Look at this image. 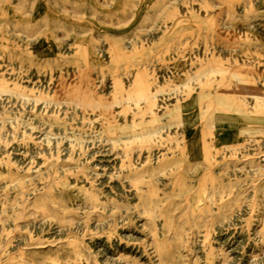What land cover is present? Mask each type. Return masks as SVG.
I'll use <instances>...</instances> for the list:
<instances>
[{"label": "rangeland", "instance_id": "1", "mask_svg": "<svg viewBox=\"0 0 264 264\" xmlns=\"http://www.w3.org/2000/svg\"><path fill=\"white\" fill-rule=\"evenodd\" d=\"M0 103V264H264V0H0Z\"/></svg>", "mask_w": 264, "mask_h": 264}, {"label": "bare ground", "instance_id": "2", "mask_svg": "<svg viewBox=\"0 0 264 264\" xmlns=\"http://www.w3.org/2000/svg\"><path fill=\"white\" fill-rule=\"evenodd\" d=\"M194 6V5H193ZM197 6V5H196ZM40 7H42V3L39 1V3L36 5V11H38V9L40 8ZM156 26V25H155ZM251 26V25H250ZM255 26H256V24H255ZM227 27V26H226ZM228 27H229V25H228ZM253 27V26H252ZM261 27V26H260ZM224 28V27H223ZM256 28V27H255ZM153 29V28H152ZM257 29V28H256ZM260 29V28H259ZM150 30H151V28H150ZM149 30V31H150ZM240 30V29H239ZM261 30V29H260ZM155 34H156V32H155ZM146 35V34H145ZM148 35V34H147ZM141 36V35H140ZM150 36V35H149ZM26 37V36H25ZM156 37V36H155ZM130 41H131V39H130ZM32 45V44H31ZM38 48H39V51H41V52H47V51H49V44H47L44 40H41L40 42H39V44H38ZM103 46H105V45H103ZM61 47V46H60ZM98 47V46H97ZM63 48V47H62ZM73 48V47H72ZM61 49V48H60ZM98 49V48H97ZM62 51V50H61ZM35 52V51H34ZM226 52V51H225ZM64 53V52H63ZM107 55V54H106ZM15 59H13V61H14ZM48 69V68H47ZM164 69V68H163ZM2 70V69H1ZM161 72V71H160ZM168 72V71H167ZM36 75V74H35ZM72 75V74H71ZM58 76V75H57ZM230 78V77H229ZM8 79V78H7ZM14 79H15V77H14ZM162 80V79H161ZM20 81V80H19ZM73 81V80H72ZM23 82V81H22ZM44 82H46V81H44ZM24 83V82H23ZM107 83V82H106ZM36 84V83H35ZM50 84V83H49ZM42 85V84H41ZM40 85V86H41ZM43 86V85H42ZM34 87V86H33ZM39 87V86H38ZM45 88V87H44ZM51 88V87H50ZM41 89V88H40ZM58 91V90H57ZM106 91V90H105ZM36 92V91H35ZM50 92V91H49ZM52 92V91H51ZM6 96V95H5ZM10 96V95H9ZM13 96V95H12ZM167 96V95H166ZM221 96V95H220ZM222 96H223V94H222ZM248 96V95H247ZM44 97V96H43ZM76 98V97H75ZM19 99H21V98H19ZM15 100V99H14ZM12 101V100H11ZM34 101V100H33ZM170 101V100H169ZM19 102V101H18ZM167 102V101H166ZM2 103V102H1ZM0 103V104H1ZM9 103V102H8ZM22 103V102H21ZM31 103V102H30ZM40 103V102H39ZM164 104V103H163ZM18 105V104H17ZM24 105V104H23ZM28 105V104H27ZM34 105V104H33ZM54 104H52V106H53ZM65 105V104H64ZM2 106V105H1ZM9 106V105H8ZM14 106V105H13ZM25 106V105H24ZM23 106V107H24ZM39 106V105H38ZM36 107H37V105H36ZM44 107V106H43ZM46 107V109H47V106H45ZM54 107V106H53ZM76 107V106H75ZM13 108V107H12ZM28 108V107H27ZM29 108H30V105H29ZM70 108V107H69ZM1 109V108H0ZM19 109V108H18ZM23 109V108H22ZM39 109V108H38ZM56 109V108H55ZM60 109V108H59ZM74 109V108H73ZM42 110V109H41ZM78 110V109H77ZM23 111V110H22ZM30 111V110H29ZM28 111V112H29ZM47 111V110H46ZM61 112V111H60ZM55 113V112H54ZM71 113V112H70ZM90 113V112H89ZM12 114V113H11ZM17 114V113H16ZM19 114V113H18ZM33 115H34V113H32ZM30 115V114H29ZM68 116V115H67ZM167 116V115H166ZM24 118H26L25 116H24ZM163 118V117H162ZM34 119V118H33ZM32 119V120H33ZM68 119H70V118H68ZM36 120V119H35ZM48 120V119H47ZM15 121V120H14ZM20 121V120H19ZM6 122H7V120H6ZM13 122V121H12ZM18 122V121H17ZM93 122H94V120H93ZM76 123V122H75ZM82 123V122H81ZM1 124V123H0ZM25 124V123H24ZM27 125V124H26ZM39 125V124H38ZM14 126V125H13ZM36 126V125H35ZM40 126V125H39ZM29 127V126H28ZM47 127V126H46ZM57 127V126H56ZM6 128V127H5ZM42 128V127H41ZM70 128V127H69ZM71 129V128H70ZM87 129V128H86ZM187 129V128H186ZM193 129V128H192ZM26 130V129H25ZM24 130V131H25ZM55 130H56V128H55ZM63 130V129H62ZM75 130V129H74ZM27 131V130H26ZM172 131H173V129H172ZM4 132V131H3ZM2 132V133H3ZM9 132H10V130H9ZM12 132V131H11ZM56 132V131H55ZM62 132V131H61ZM70 132V131H69ZM95 132V131H94ZM19 133V132H18ZM60 133V132H59ZM92 133H93V131H92ZM62 134H64V133H62ZM78 134V133H77ZM90 134V133H89ZM3 135V134H2ZM5 135V134H4ZM11 135H13V134H11ZM19 135V134H18ZM46 135V134H45ZM85 135V134H84ZM87 135V134H86ZM85 135V136H86ZM8 136V135H7ZM83 136V135H82ZM91 136V135H90ZM29 137V136H28ZM50 138H51V136H49ZM75 137V136H74ZM12 138V137H11ZM57 138V137H56ZM190 138V137H189ZM3 139H4V137H3ZM59 139V138H58ZM94 139V138H93ZM185 139V138H184ZM54 140V139H53ZM52 140V141H53ZM67 140V139H66ZM91 141V140H90ZM14 142V141H13ZM22 142V141H21ZM86 142V141H85ZM98 142V141H97ZM28 143V142H27ZM33 143V142H32ZM73 143V142H72ZM109 143H110V141H109ZM2 144V143H1ZM44 144V143H43ZM67 144V143H66ZM77 144V143H76ZM96 144V143H95ZM94 144V145H95ZM98 144V143H97ZM5 145V144H4ZM13 145V144H12ZM25 145V144H24ZM104 145V144H103ZM51 146V145H50ZM61 146V145H60ZM84 146V145H83ZM86 146V145H85ZM101 146V145H100ZM18 147H19V145H18ZM38 147V146H37ZM47 147V146H46ZM53 147H55V146H53ZM80 147V146H79ZM97 147V146H96ZM103 147V146H102ZM109 147H111V146H109ZM14 148V147H13ZM33 148V147H32ZM34 148H36V147H34ZM78 148V147H77ZM90 148V147H89ZM108 148V147H107ZM262 148V147H261ZM47 149V148H46ZM51 149H52V147H51ZM99 149V148H98ZM97 149V150H98ZM155 149V148H154ZM30 150V149H29ZM63 150V149H62ZM85 150V149H84ZM103 150V149H102ZM11 151H12V149H11ZM16 151V150H15ZM33 151V150H32ZM36 151V150H35ZM53 151V150H52ZM243 151V150H242ZM253 151V150H252ZM23 152H24V150H23ZM38 152V151H37ZM43 152V151H42ZM91 152V151H90ZM116 152V151H115ZM121 152V151H120ZM11 153V152H10ZM26 153V152H25ZM33 153V152H32ZM53 153V152H52ZM89 153V152H88ZM97 153V152H96ZM241 153V152H240ZM34 154V153H33ZM79 154H81L80 152H79ZM23 155V154H22ZM78 155V154H77ZM86 155H87V153H86ZM143 155V154H142ZM161 155V154H160ZM239 155V154H238ZM237 155V156H238ZM1 156V155H0ZM36 156V155H35ZM51 156H52V154H51ZM91 156V155H90ZM112 156V155H111ZM159 156V155H158ZM13 157V156H12ZM20 157H22V156H20ZM29 157V156H28ZM259 157V156H258ZM25 158V157H24ZM154 158V157H153ZM222 158V157H221ZM43 159V158H42ZM82 159V158H81ZM95 159V158H94ZM138 159V158H137ZM155 159V158H154ZM83 160V159H82ZM116 160V159H115ZM3 161V160H2ZM15 161V160H14ZM20 161V160H19ZM33 161H34V159H33ZM36 161V160H35ZM42 161V160H41ZM48 161V160H47ZM87 161V160H86ZM264 161V160H263ZM98 162V161H97ZM120 162V161H119ZM133 162V161H132ZM136 162V161H135ZM21 163V162H20ZM80 163V162H79ZM84 163H85V161H84ZM115 163V162H114ZM118 163V162H117ZM155 163V162H154ZM26 164V163H25ZM102 164V163H101ZM116 164V163H115ZM136 164V163H135ZM18 165V164H17ZM81 165V164H80ZM104 165V164H103ZM119 165V164H118ZM139 165V164H138ZM71 166V165H70ZM77 166V165H76ZM95 166V165H94ZM66 167H68V166H66ZM79 167V166H78ZM81 167V166H80ZM105 167V166H104ZM111 167V166H110ZM221 167V166H220ZM3 168V167H2ZM23 168V167H22ZM31 168V167H30ZM40 168V167H39ZM38 168V169H39ZM44 168V167H43ZM77 168V167H76ZM109 168V167H108ZM234 168V167H233ZM254 168V167H253ZM257 168V167H256ZM5 169H6V167H5ZM37 169V170H38ZM48 169V168H47ZM47 169H46V171H47ZM59 169V168H58ZM57 169V170H58ZM63 169H64V167H63ZM67 169V168H66ZM70 169H71V167H70ZM82 169V168H81ZM98 169V168H97ZM103 169V168H102ZM251 169V168H250ZM51 170V169H50ZM72 170V169H71ZM167 170H168V168H167ZM219 170V169H218ZM231 170V169H230ZM235 170V169H234ZM255 170H257V169H255ZM42 171V170H41ZM49 171V170H48ZM92 171V170H91ZM110 171V170H109ZM115 171V170H114ZM215 171V170H214ZM236 171V170H235ZM18 172H20V171H18ZM30 172H32V171H30ZM73 172V171H72ZM94 172H96V171H94ZM118 172V171H117ZM63 173V172H62ZM83 173V172H82ZM86 173H88V172H86ZM113 173V172H112ZM51 174V173H50ZM63 175V174H62ZM93 175V174H92ZM101 175V174H100ZM117 175V174H116ZM260 175V174H259ZM264 175V174H263ZM35 176H36V174H35ZM34 176V177H35ZM44 176V175H43ZM61 176V175H60ZM107 176V175H106ZM159 176V175H158ZM29 177V176H28ZM28 177H27V179H28ZM33 177V178H34ZM58 177H59V175H58ZM70 177V176H69ZM81 177V176H80ZM87 177V176H86ZM32 178V177H31ZM32 178V179H33ZM97 178V177H96ZM110 178V177H109ZM123 178H124V176H123ZM30 179V178H29ZM79 179H81V178H79ZM94 179V178H93ZM105 179V178H104ZM103 179V180H104ZM156 179V178H155ZM233 179V178H232ZM97 180V179H96ZM101 181V180H100ZM107 181V180H106ZM247 181H249V180H247ZM49 182V181H48ZM72 182V181H71ZM95 182V181H94ZM114 182V181H113ZM38 183V182H37ZM88 183H89V181H88ZM107 183V182H106ZM5 184V183H4ZM77 184V183H76ZM13 185V184H12ZM85 185V184H84ZM97 185V184H96ZM102 185V184H101ZM126 185V184H125ZM54 186V185H53ZM118 186V185H117ZM171 186V185H170ZM105 187V186H104ZM129 187V186H128ZM169 187V186H168ZM239 187V186H238ZM256 187V186H255ZM121 188V187H120ZM123 188V187H122ZM234 189H235V187H233ZM252 188V187H251ZM34 189H36V188H34ZM33 189V190H34ZM38 189V188H37ZM57 189V188H56ZM237 189V188H236ZM89 190V189H88ZM120 191H121V189H119ZM126 190V189H125ZM215 190H216V188H215ZM36 191V190H35ZM43 191V190H42ZM41 191V192H42ZM58 191V190H57ZM92 191V190H91ZM103 191V190H102ZM134 191V190H133ZM238 191V190H237ZM261 191V190H260ZM1 192V191H0ZM113 192V191H112ZM37 193V192H36ZM61 193V192H60ZM97 193V192H96ZM111 193V192H110ZM190 193V192H189ZM234 193H235V191H234ZM250 193V192H249ZM126 194V193H125ZM238 194H239V192H238ZM45 195V194H44ZM53 195V194H52ZM57 195V194H56ZM232 195V194H231ZM250 195V194H249ZM37 196V195H36ZM42 196H43V194H42ZM99 196V195H98ZM247 196V195H246ZM47 197H49V196H47ZM46 197V198H47ZM58 197V196H57ZM110 197V196H109ZM183 197V196H182ZM248 197V196H247ZM251 197V196H250ZM56 198V197H55ZM60 198V197H59ZM101 198V197H100ZM104 198V197H103ZM122 198V197H121ZM49 199V198H48ZM48 199H47V201H48ZM99 199V198H98ZM110 200H111V198H109ZM43 200H44V198H43ZM6 201V200H5ZM187 201V200H186ZM248 201V200H247ZM49 202V201H48ZM184 203V202H183ZM58 204V203H57ZM63 204H64V202H63ZM56 205V204H55ZM67 205V204H66ZM77 205V204H76ZM95 205H96V203H95ZM160 205V204H159ZM242 205V204H241ZM49 206V205H48ZM68 206V205H67ZM79 206V205H78ZM98 206V205H97ZM109 206H111L110 204H109ZM244 206V205H243ZM60 208H61V206H59ZM64 207V206H63ZM100 207V206H99ZM115 207V206H114ZM224 207V206H223ZM8 208V207H7ZM65 208V207H64ZM70 208V207H69ZM75 208H77V207H75ZM93 208V207H92ZM104 208V207H103ZM124 208V207H123ZM264 208V207H263ZM90 209V208H89ZM140 209H142V208H140ZM261 209V208H260ZM82 210H83V207H82ZM245 210V209H244ZM252 210V209H251ZM11 211V210H10ZM142 211V210H141ZM147 211V210H146ZM157 211V210H156ZM234 211H235V209H234ZM59 212V211H58ZM84 212V211H83ZM144 212V211H143ZM186 212V211H185ZM236 212V211H235ZM88 213V212H87ZM104 213H106V212H104ZM243 213V212H242ZM250 214V213H249ZM263 214V213H262ZM241 215V214H240ZM246 215V214H245ZM73 216V215H72ZM79 216H80V213H79ZM233 216H234V214H233ZM235 216H237V215H235ZM244 216V215H243ZM250 216V215H249ZM10 217V216H9ZM12 217V216H11ZM39 217H40V215H39ZM84 217V216H83ZM92 217V216H91ZM93 217H95V216H93ZM231 217V216H230ZM255 217V216H254ZM259 217V216H258ZM2 218V217H1ZM48 218V217H47ZM52 218V217H51ZM67 219H69V217H66ZM71 218V217H70ZM210 218V217H209ZM31 219H33V218H31ZM54 219V218H53ZM53 219H51V220H53ZM72 219H74V217H72ZM97 219V218H96ZM120 219V218H119ZM259 219V218H258ZM19 220V219H18ZM42 220V219H41ZM45 220V219H44ZM79 220L81 221V219L79 218ZM154 220H155V218H154ZM158 220V219H157ZM233 220V219H232ZM261 220H263V219H261ZM6 221H7V219H6ZM31 221V220H30ZM38 221V220H37ZM57 221V220H56ZM68 221V220H67ZM107 221V220H106ZM118 221V220H117ZM148 221V220H147ZM156 221V220H155ZM163 221V220H162ZM173 221V220H172ZM228 221V220H227ZM231 221V220H230ZM5 222V221H4ZM16 221H14V223H15ZM22 222V221H21ZM34 222V221H33ZM44 222V221H43ZM42 222V223H43ZM47 222V221H46ZM70 222V221H69ZM68 222V223H69ZM204 222H205V220H204ZM225 222V221H224ZM223 222V223H224ZM9 222H7V224H8ZM12 223V222H11ZM18 223V222H17ZM22 223H25V222H22ZM54 223V222H53ZM74 224H77V223H75V221L73 222ZM256 223V222H255ZM262 223V222H261ZM20 224V223H19ZM31 224V223H30ZM38 224V223H37ZM83 224V223H82ZM93 224V223H92ZM96 224V223H95ZM98 224V223H97ZM103 224V223H102ZM157 224V223H156ZM194 224V223H193ZM217 224V223H216ZM233 224V223H232ZM5 225V224H4ZM11 225V224H10ZM9 225V226H10ZM28 225V224H27ZM26 225V226H27ZM40 225V224H39ZM58 225V224H57ZM68 225V224H67ZM91 225V224H90ZM94 225V224H93ZM99 225V224H98ZM109 225V224H108ZM159 225V224H158ZM203 225V224H202ZM234 225V224H233ZM258 225V224H257ZM6 226V225H5ZM19 226H21V225H19ZM95 226V225H94ZM101 226V225H100ZM102 226H104V224L102 225ZM112 226V225H111ZM193 226V225H192ZM254 226V225H253ZM8 227V226H7ZM22 227V226H21ZM37 227H38V225H37ZM58 227V226H57ZM61 227V226H60ZM63 227H65V226H63ZM62 227V228H63ZM68 227H70V226H68ZM78 227V226H77ZM91 227V226H90ZM93 227V226H92ZM194 227V226H193ZM252 227V226H251ZM53 228V227H52ZM66 228V227H65ZM86 228V227H85ZM101 228V227H100ZM118 228V227H117ZM34 228H32V230H33ZM43 229H44V227H43ZM55 229V228H54ZM58 229H59V227H58ZM72 229V228H71ZM77 229V228H76ZM95 229V228H94ZM104 229V228H103ZM158 229H160L159 227H158ZM189 229H191V227L189 228ZM215 229H218V227L217 228H215ZM214 229V230H215ZM14 230V229H13ZM29 230V229H28ZM81 230V229H80ZM92 230V229H91ZM106 230V229H105ZM187 230V229H186ZM204 230H205V228H204ZM36 231V230H35ZM39 231V230H38ZM41 231H42V229H41ZM61 231V230H60ZM63 231V230H62ZM101 231V230H100ZM150 231V230H149ZM196 231V230H195ZM256 231V230H255ZM189 232V231H188ZM191 232V231H190ZM210 232V231H209ZM60 233V232H59ZM4 234V233H3ZM23 234V233H22ZM177 234H179V233H177ZM185 234V233H184ZM209 234V233H208ZM208 234H207V236H208ZM255 234V233H254ZM259 234V233H258ZM14 235V234H13ZM17 235V234H16ZM59 235H61V234H59ZM76 235V234H75ZM83 235V234H82ZM81 235V236H82ZM5 236V235H4ZM8 236V235H7ZM10 236V235H9ZM18 236V235H17ZM159 236V235H158ZM18 237H20V236H18ZM42 237H44V236H42ZM49 237H50V235H49ZM52 237V236H51ZM72 237V236H71ZM74 237V236H73ZM79 237V236H78ZM191 237H193V236H191ZM259 237V236H258ZM4 238V237H3ZM6 238V237H5ZM33 238V237H32ZM48 238V237H47ZM194 238V237H193ZM197 238V237H196ZM207 238V237H206ZM210 238V237H209ZM255 238V237H254ZM27 239V238H26ZM54 239V238H53ZM69 239V238H68ZM81 239V238H80ZM84 239V238H83ZM191 239V238H190ZM260 240H262L261 238H259ZM7 240V239H6ZM57 240V239H56ZM55 240V241H56ZM263 241H264V239H263ZM263 241H262V243H263ZM5 242V241H4ZM84 242H85V240H84ZM260 242V241H259ZM2 243V242H1ZM40 243V242H39ZM49 243V242H48ZM89 243V242H88ZM100 243V242H99ZM262 243H260L261 245H262ZM35 244V243H34ZM37 244V243H36ZM51 244V243H50ZM215 245V244H214ZM2 246V245H1ZM42 246V245H41ZM45 246V245H44ZM90 246V245H89ZM92 246V245H91ZM99 246V245H98ZM206 246V245H205ZM212 246V245H211ZM260 246V245H259ZM15 247H17V246H15ZM37 247H38V245H37ZM50 247V246H49ZM219 247V246H218ZM222 246L220 245V248H221ZM19 248V247H18ZM81 248V247H80ZM86 248V247H85ZM96 248V247H95ZM195 248V247H194ZM219 248V249H220ZM8 249V248H7ZM38 248H36V250H37ZM55 249V248H54ZM57 250H58V248H56ZM55 249V250H56ZM84 249V248H83ZM86 249H88V248H86ZM99 249V248H98ZM215 249V248H214ZM213 249V250H214ZM222 249H223V247H222ZM225 249V248H224ZM261 249V248H260ZM259 249V250H260ZM19 250V249H18ZM24 250V249H23ZM35 250V249H34ZM39 250H40V248H39ZM39 250H37V253H38V251ZM45 250V249H44ZM47 250H50V249H47ZM217 250V249H216ZM221 250V249H220ZM226 250V249H225ZM262 250V249H261ZM264 250V249H263ZM1 251V250H0ZM5 251V250H4ZM17 251V250H16ZM41 251V250H40ZM51 251H52V249H51ZM87 251V250H86ZM223 251V250H222ZM8 252V251H7ZM47 252H49L50 253V251H47ZM46 252V253H47ZM54 252V251H53ZM85 252V251H84ZM88 252V251H87ZM217 252V251H216ZM224 252V251H223ZM263 252V251H262ZM5 253V252H4ZM14 253V255H15V252H13ZM17 253V252H16ZM257 253V252H256ZM18 254V253H17ZM42 254H43V252H42ZM54 254V253H53ZM85 254V253H84ZM93 254V253H92ZM219 254V253H218ZM255 254V253H254ZM259 254H260V251H259ZM259 254H255L256 255V257L259 255ZM56 254H54L53 256H55ZM95 255V254H94ZM93 255V256H94ZM197 255V254H196ZM4 256V255H3ZM16 256V255H15ZM46 256H47V254H46ZM62 256V255H61ZM77 256V255H76ZM85 256V255H84ZM87 256V255H86ZM96 256H97V253H96ZM133 256V255H132ZM136 256V255H135ZM134 256V257H135ZM157 256V255H156ZM216 256V255H215ZM229 256V255H228ZM18 257V256H17ZM78 257V256H77ZM195 257V256H194ZM198 257H200V256H198ZM217 257H218V255H217ZM251 257H253V256H251ZM255 257V256H254ZM256 257H255V259H256ZM261 257V256H260ZM20 258V257H19ZM60 258V257H59ZM62 258V257H61ZM86 257H84V259H85ZM93 258V257H92ZM109 258V257H108ZM136 258V257H135ZM102 259V258H101ZM219 259V261H221L220 260V258H218ZM253 259V258H252ZM21 260V259H20ZM61 260V259H60ZM81 260V259H80ZM91 260V259H90ZM163 260V259H162ZM198 260H200V258L198 259ZM215 260H216V258H215ZM214 260V261H215ZM262 260V259H261ZM23 261V260H22ZM58 261V260H57ZM95 261H97V260H95ZM94 261V262H95ZM102 261V260H101ZM110 261V260H109ZM139 261H140V259H139ZM164 261V260H163ZM254 261V260H253ZM256 261V260H255ZM254 261V262H255ZM264 261V260H263ZM24 262V261H23ZM55 262H56V260H55ZM55 262H54V264H55ZM78 262V261H77ZM80 262V261H79ZM82 262V261H81ZM87 262V261H86ZM112 262V261H111ZM198 262V261H197ZM227 262V261H226ZM249 262V261H248ZM259 262V261H258ZM26 263V262H25ZM83 263V262H82ZM96 263V262H95ZM101 263V262H100ZM125 263V262H124ZM130 263V262H129ZM144 263V262H143ZM158 263V262H157ZM207 263V262H206ZM215 263V262H214ZM247 263V262H246ZM97 264V263H96ZM105 264V263H104ZM145 264V263H144ZM159 264H160V262H159ZM200 264V263H199ZM254 264V263H253ZM257 264V263H256ZM259 264V263H258Z\"/></svg>", "mask_w": 264, "mask_h": 264}]
</instances>
